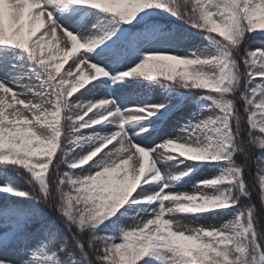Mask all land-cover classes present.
<instances>
[{"label":"snow or ice","instance_id":"snow-or-ice-1","mask_svg":"<svg viewBox=\"0 0 264 264\" xmlns=\"http://www.w3.org/2000/svg\"><path fill=\"white\" fill-rule=\"evenodd\" d=\"M57 5H86L102 10L111 14L117 26L132 22L145 9H166L192 29L207 33L205 39L217 46V55L203 52L191 53L187 58L149 55L145 62L113 81L115 83L132 77L153 80L162 77L165 81L178 83L186 89H210L204 94L206 98L212 99L218 114L187 126L183 135L148 150L152 162L139 183L143 178L144 185H147L159 173V178L155 180L163 182L159 193H150L142 187L136 195H132L139 183L133 188L120 182L113 184L110 178L120 170L122 162L133 161L137 154L140 159L141 150H146L138 146L126 131V126L137 122L129 121V114L134 113L144 117L142 120H148L165 106L136 107L121 113L114 101L73 103L70 99L73 93L83 89L97 77L106 75L101 67L90 63L89 54L104 39H111L117 29L100 38H97L99 34L81 35L78 38L55 21L50 8L54 9ZM118 5L126 7L117 8ZM261 11H264V0H0V46H11L27 53L29 59L38 66L40 71L34 73V76L41 81L36 86L17 83L15 88L20 91H13V86L0 80V165L27 171L38 182L39 195L33 198L37 203L52 207L71 234V242L62 233L53 235L59 243L55 246L56 250L45 258L47 264H52L53 261L55 264H138L142 258L160 249L167 251L165 264H264V238L255 227L256 209L250 204L240 209L239 215L232 222L221 227H192L184 224L180 230L174 228V225L166 231L160 230L161 222L168 221L170 215L201 214L236 208L240 196L251 198L245 166L232 159L233 152L245 154L248 149L245 142L241 141L242 117L233 99L235 96L229 93L240 92L239 99L247 114V144L264 150V90L255 84L257 80L264 82V51L249 52L245 47L241 57L239 48L257 29L264 32V22H261L258 15ZM40 28L44 31L36 36ZM25 29L27 37L22 42H15L14 37H23ZM58 34L59 43L64 44L63 49L58 47ZM33 36H36L35 40H32ZM29 40H32L31 47L28 46ZM45 48L48 49L46 54ZM78 49H86L87 52L76 56L65 74L59 75L64 61ZM165 59L189 67L177 70L179 79H176L169 65L158 63ZM55 61L59 62L53 65ZM212 66L216 68L214 73L202 70ZM148 73L151 75L148 76ZM241 78L244 80L242 91ZM249 84L254 85L250 95ZM17 105L24 107L19 108ZM8 109H12L11 113H8ZM54 113L59 115V124L56 125L59 135L54 141L55 149L45 153L41 151L42 145L50 141L42 132ZM116 118H119L118 130L101 139L90 152L96 154L87 163L78 164L90 153L74 156L71 146L79 143L75 133ZM145 131L147 129L142 128L137 135ZM114 141L117 144L114 149L103 151V156L90 164L96 169L94 173L89 169L85 175L76 174L74 170L89 165ZM168 144L183 145L180 151L185 154L176 155L175 151H165V145ZM159 153H163L160 158ZM37 156L39 158L33 159ZM178 159L222 163L227 165L228 170L220 179L197 185L191 194H172L165 189L188 175V172L178 175L161 174L156 165ZM138 161L133 167L137 175L140 168ZM61 164H66L68 171L61 172ZM45 173L49 175L45 176ZM258 177L260 195L264 199V162L260 164ZM222 183L235 184V197L231 192L222 196L206 194L205 189ZM0 191L11 192L12 195L23 198L30 195L8 188H0ZM108 195L127 198L126 204L132 198V203H156L158 206L151 212L150 219H140L131 228L122 229V242L116 244L113 238L95 234L101 224L118 212L111 216L98 212L101 199ZM165 197H192L197 204L207 203L209 207L199 211L170 212L167 208L169 200ZM168 231L183 239L173 240ZM133 234H138L134 241ZM84 236L90 238L85 241ZM90 250L95 253V261L91 259ZM63 256L68 259L64 260ZM31 264H45V261L36 255Z\"/></svg>","mask_w":264,"mask_h":264},{"label":"rangeland","instance_id":"rangeland-1","mask_svg":"<svg viewBox=\"0 0 264 264\" xmlns=\"http://www.w3.org/2000/svg\"><path fill=\"white\" fill-rule=\"evenodd\" d=\"M120 7L126 6H117V8ZM55 8L58 12L53 15L54 19H66V21H69L71 25H68L69 28L67 30H71L70 32L77 35L78 38L84 33H88L92 24H95L94 35L99 34L97 38L110 35L113 29H117L116 34L112 35L111 39H104V42L95 47L89 54L90 63L101 67L106 72V75L97 77L90 81L89 84H86L83 89H78L77 92L73 93V96L70 97L73 103L88 104L114 101L121 113L136 107L165 106L160 112L153 115L151 119L137 121L132 125L126 126L128 135L133 138L138 146H142L146 150L155 148L183 135V130L187 126L194 125L199 121L218 114L213 106L212 99L206 98L204 94L210 89H186L178 83L165 81L162 77L155 80L146 77H132L113 82L116 77L122 76L123 73L145 62L149 55H175L179 58H187L191 53L201 52L208 55H217V46L205 39L207 35L205 32L192 29L188 24L171 15L166 9H145L138 13L132 22L128 24L121 23L117 26L113 22L111 14L86 5H57ZM69 10H73L75 14H70ZM72 25L73 27H71ZM259 31L261 30L257 29V32L252 33V38L244 46L249 52L264 51V32ZM218 38L221 37L218 36ZM24 39L16 42H22ZM31 44L32 41L29 40L28 46L31 47ZM47 51L48 49H44L45 54ZM81 52H87V50L78 49L73 55L69 56L62 64L59 75L65 74L72 65V60ZM60 54L62 55V52ZM243 55L244 52L240 54L241 57ZM58 62H53V65ZM158 63L169 65L176 79H179L177 70L189 67L170 59L161 60ZM39 71L38 66L29 59L27 53L23 50L15 49L11 46H0V80L6 81L13 86V91H20V89L15 88L17 83L29 86L39 84L41 81H38L34 76V73ZM255 84H258L264 90V82L257 80ZM253 87V84L248 85L249 95ZM183 89L195 92H187ZM29 98L31 97L29 96ZM6 103H8L7 100ZM17 107L23 108L24 105H17ZM7 111L11 113L12 109ZM29 119H31L30 114ZM118 123L119 118H116L93 127L84 128L82 131L75 133L79 143L71 146L74 149V156L89 154L102 138L118 130ZM142 128L147 129V131L137 135ZM116 146L117 144L114 141L107 149L102 150V153L98 154L93 161L89 162V165H83L74 171L78 175H85L91 169L94 173L96 169L90 164L95 163V159L99 160L103 156V151L114 149ZM175 154L178 155L179 152L177 151ZM224 155L227 154L225 153ZM234 158H237L236 152L232 153V159L234 160ZM138 160L139 154L125 166L129 173H131L134 164ZM258 161V166H260L261 162H264V152L258 157ZM151 162L152 157L146 158V164L150 165ZM159 164H168L170 174L178 175L181 172H188V175L183 176L182 179L174 182L171 187L165 189L166 192L172 194H191L197 185L213 179H220L228 170L226 164L192 162L186 159L170 160ZM125 168L113 174L110 178L113 184L119 183L123 179ZM60 170L61 172L68 171L67 165L61 164ZM9 179L8 171L0 168V188H8ZM142 187H145V190L150 193H159L163 187V182L154 181L153 184L151 182L144 185L142 178L132 195H136ZM205 192L210 196H222L231 192L232 196L235 197L237 189L235 184L222 183L205 189ZM17 198L10 192L0 191V210H6V208L15 204L20 205V201ZM241 201L240 197L236 208L229 207L201 214H178L177 217L184 224L192 227H221L226 223L232 222L239 215L240 209H242ZM157 206L156 203L151 205L132 203V198H130L128 204L103 224L108 223L107 226L110 231L112 229L121 231L122 229L131 228L140 219H150L151 212ZM9 227L4 218H0V264H31L36 255H39L41 260L47 264L45 258L50 256L53 251L50 244L57 242V239H54L49 232L40 228H35L34 230L25 226L20 232L13 233L11 230L9 233ZM173 227L175 228V225ZM105 231L106 229H101L100 233L104 237H109L104 234ZM112 238L116 244L122 242V239L114 236ZM167 255L165 249H160L145 256L147 259L139 261L138 264H165ZM52 264H55V262L53 261Z\"/></svg>","mask_w":264,"mask_h":264},{"label":"trees","instance_id":"trees-1","mask_svg":"<svg viewBox=\"0 0 264 264\" xmlns=\"http://www.w3.org/2000/svg\"><path fill=\"white\" fill-rule=\"evenodd\" d=\"M207 34V33H206ZM252 34L247 38L246 42L240 45V52L243 54L244 46L248 41L252 38ZM240 53V54H241ZM243 71V69H242ZM244 80L241 78V91L243 90ZM184 90V89H183ZM182 90V91H183ZM187 92H192L191 90H184ZM195 92V91H194ZM192 92V93H194ZM233 95V99L236 102L237 108L239 109L240 115L242 117L241 127V141L245 142L247 145V153L241 154L236 152V159L234 161L237 163L244 165L246 169V180L249 185V191L251 193V198L245 196L241 197V207L244 208L247 205H251L256 209V229L261 234V237L264 238V199L261 198L259 183H258V171H259V161L258 157L264 152V150L259 149L253 145H248V134H247V122L246 116L247 114L244 112L243 102L239 99L240 92H232L229 93ZM57 155H59L57 151ZM39 158L33 157V159ZM55 162V157L53 158ZM61 166V165H60ZM0 168L7 170L9 173V183L8 188L17 192H27L29 193L28 198H23L17 196V200L20 201V205L15 204L12 207L6 208V210H0V218H4L6 223L10 226L8 228V232L12 230L13 233L20 232L25 226L27 228L34 229L40 228L43 231L49 232L52 236L54 234L62 233L71 242V234L68 233V229L63 224V221L59 218V214L47 204L37 203V200L33 198V196H38V182H36L30 174L25 171L23 168L0 165ZM51 171V166L49 172ZM49 175V173H45V176ZM11 193V192H10ZM47 223V224H46ZM46 224V225H45ZM108 223L101 224L99 228L96 229L95 234L100 237L102 233H100L101 229H106L104 234H107L110 238L112 236L122 239V232L118 230L112 229L111 231L108 228ZM90 237L84 236L83 239L87 241ZM59 243V240L54 244H50V247L53 251H55V246ZM91 259L95 261V253L90 250ZM64 260H67L68 257H62ZM79 259V257L77 256ZM146 260L147 257L142 258L141 260Z\"/></svg>","mask_w":264,"mask_h":264},{"label":"clouds","instance_id":"clouds-1","mask_svg":"<svg viewBox=\"0 0 264 264\" xmlns=\"http://www.w3.org/2000/svg\"><path fill=\"white\" fill-rule=\"evenodd\" d=\"M258 15L261 17V22H264V11H261L258 13ZM203 71L214 73L216 71L215 66L212 67H206L202 69ZM148 76L151 75V73L147 74ZM88 78L86 77V80ZM84 81H81L83 83ZM207 84V82H204ZM151 115V114H149ZM129 121H139L144 119V117L138 116L134 113L129 114L128 118ZM59 124V115L58 113H54L52 115V119L48 121L47 125L45 126L44 131L42 132V135L47 136L49 138L50 143L42 145L41 151L42 152H48V150H54L55 149V139L59 135V131L56 127V125ZM183 149V145H177V144H168L165 145V151H175L179 152L181 155H184L185 153L183 151H180ZM99 149H97V152ZM96 153H90V155L85 156L83 159H81L78 164H84L87 163L89 159H91L92 156H94ZM199 155V154H196ZM163 153L158 154V158L162 157ZM151 154L148 150H141L140 159L138 163L140 164L139 168V175H137L136 170L132 169L131 173L127 171L125 168L126 165L129 163L127 161L122 162L120 169L125 168V171L123 173V179L120 181L121 184L135 187L139 183L140 178L146 173V171L149 169V165L145 163L146 158H150ZM189 158H192L191 156ZM77 166V165H74ZM159 178V173H157L156 176H153L151 179L156 180ZM165 199L169 200V203L167 205V208L170 210V212L179 211V212H185V211H199L203 210L209 205L207 203L205 204H197L195 199L192 197H188L187 199H184L182 197H165ZM127 203V198H124L122 196H114V195H108L101 199L100 204L98 206V212L102 215H114L117 211H119L125 204ZM172 225H175V227L180 230L184 227V223L176 216V215H170L168 221H162L160 225L161 231L168 230ZM138 234H133L132 240L134 241L137 238ZM168 235L173 240H180L183 239L180 236H177L176 233H173L171 231H168ZM251 264V262H250Z\"/></svg>","mask_w":264,"mask_h":264},{"label":"bare ground","instance_id":"bare-ground-1","mask_svg":"<svg viewBox=\"0 0 264 264\" xmlns=\"http://www.w3.org/2000/svg\"><path fill=\"white\" fill-rule=\"evenodd\" d=\"M50 11H53V15L55 14V13H57L58 12V10L56 9V8H54V9H50ZM71 12V13H70ZM69 13L70 14H75V12L73 11V10H69ZM43 19V18H42ZM57 23H59L64 29H68L69 27H68V25L70 26L71 24L69 23V21H66V19H58V20H55ZM71 27H73V25L71 26ZM71 29V28H70ZM94 30H95V24H92L91 26H90V28H89V32L88 33H84V35H88V34H92V35H94ZM44 31V29L43 28H40L38 31H37V33H36V36H39L40 35V33L41 32H43ZM68 32H70L71 30H67ZM71 33V32H70ZM27 35H28V33H27V29H25V33H24V36L22 37V36H20V35H16L15 37H14V40H15V42L16 41H18V40H20V39H24V38H26L27 37ZM36 36H33L32 37V40H35V38H36ZM31 40V41H32ZM59 40H60V37H59V34H58V36H57V43H58V47L59 48H61V49H63L64 48V44L63 43H59ZM71 47V45L69 44V48ZM45 50H47V48H45ZM73 55V54H72ZM74 56H76V55H74ZM20 69H23V68H20ZM168 165V164H167ZM167 165H161V164H157L156 165V168L159 170V172L161 173V174H163V173H169L170 174V171H169V167L167 166ZM154 181L155 180H153L152 181V184L154 183ZM162 182V181H161Z\"/></svg>","mask_w":264,"mask_h":264}]
</instances>
